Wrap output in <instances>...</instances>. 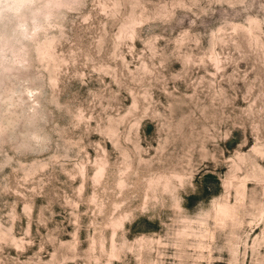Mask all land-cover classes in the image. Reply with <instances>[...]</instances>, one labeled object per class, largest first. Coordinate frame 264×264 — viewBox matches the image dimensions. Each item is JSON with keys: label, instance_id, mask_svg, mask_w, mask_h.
<instances>
[{"label": "rangeland", "instance_id": "rangeland-1", "mask_svg": "<svg viewBox=\"0 0 264 264\" xmlns=\"http://www.w3.org/2000/svg\"><path fill=\"white\" fill-rule=\"evenodd\" d=\"M11 2L0 264H264V0Z\"/></svg>", "mask_w": 264, "mask_h": 264}, {"label": "clouds", "instance_id": "clouds-1", "mask_svg": "<svg viewBox=\"0 0 264 264\" xmlns=\"http://www.w3.org/2000/svg\"><path fill=\"white\" fill-rule=\"evenodd\" d=\"M30 7L29 0H13L11 3H5L3 5L4 11L13 14L14 16L23 17L26 10ZM41 10L37 9L32 15L33 18L29 23L33 25V31H38L40 23L38 17L41 15ZM47 18V17H46ZM21 31L28 30V23H21L19 25Z\"/></svg>", "mask_w": 264, "mask_h": 264}, {"label": "bare ground", "instance_id": "bare-ground-1", "mask_svg": "<svg viewBox=\"0 0 264 264\" xmlns=\"http://www.w3.org/2000/svg\"><path fill=\"white\" fill-rule=\"evenodd\" d=\"M220 212H221V211H220ZM222 213H223V215H228V214H230L228 209L223 210Z\"/></svg>", "mask_w": 264, "mask_h": 264}]
</instances>
